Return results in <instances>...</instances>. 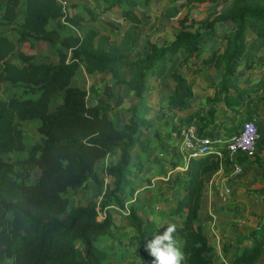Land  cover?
<instances>
[{
  "label": "trees",
  "instance_id": "trees-1",
  "mask_svg": "<svg viewBox=\"0 0 264 264\" xmlns=\"http://www.w3.org/2000/svg\"><path fill=\"white\" fill-rule=\"evenodd\" d=\"M94 1L103 6L102 14L119 10L122 21L130 22L120 43L106 47L108 37L86 27L97 20L89 9L85 18L68 16L55 0H0V26H17L19 43L56 46L58 56L57 63H35L33 54L20 50L15 63L10 56L16 44L0 32V84L24 91L23 96L0 99V155L25 152L21 122H36L42 136L24 160L11 163L0 159V264H112L115 253L111 255L108 250L114 247H101L104 238L116 243L133 239L142 247L136 257L138 264H154L143 246L153 235L163 234L170 223L160 228L144 219L140 201L131 200L135 193L133 176L143 174L150 163L146 151L151 143L141 134L142 129L149 128L148 117L153 112L147 93L165 76L176 55L183 53L179 65L191 76L179 70L170 72L174 87L161 113L171 115L170 132L174 134L178 125L173 120L192 108L196 80L206 66H212L215 73L202 89H212L213 94L205 99V105L197 107L199 114L192 113L198 134H203L213 124L224 125L218 120L224 112L237 115L241 99L256 98L264 89V56L258 64V79L246 85L233 81L240 66L253 69L242 57L250 36L264 40V0H231L223 10H217L220 0H168L169 7L184 4L187 8L178 20V31L163 45L148 41L149 51L132 61L125 55L131 51L141 24L136 13L141 4L138 0ZM202 6L210 11L199 17L192 13ZM60 20L66 22L68 33L51 27ZM210 39L217 42L207 44ZM81 70L88 76L108 72L114 85L134 97L136 102L125 109L126 123L116 125L110 116L112 106L96 89L73 85ZM89 94L93 104L87 101ZM168 140L167 145L175 143ZM109 155L117 158L105 169V176L111 179L106 183L95 167ZM235 162L248 168L253 164L244 157ZM184 166L187 175L178 179L184 194L170 213L180 220L175 224L174 238L184 254L182 264H212L213 248L196 222L205 177L218 172L221 162L209 152L188 159ZM178 167L176 163L174 169ZM259 168L264 183V165ZM36 170L39 176L31 181ZM90 182L100 200L70 209L69 193L87 189ZM116 212L123 215L120 225L112 216ZM100 214L103 218L98 220ZM247 241L231 264H258L264 254V219L252 229ZM117 264L137 263L119 259Z\"/></svg>",
  "mask_w": 264,
  "mask_h": 264
},
{
  "label": "rangeland",
  "instance_id": "rangeland-1",
  "mask_svg": "<svg viewBox=\"0 0 264 264\" xmlns=\"http://www.w3.org/2000/svg\"><path fill=\"white\" fill-rule=\"evenodd\" d=\"M224 1L220 2L217 10H223L227 6V4H223ZM67 2L66 13L68 16L77 14L86 18V10L89 9L94 12L97 20L92 24H86V27H92L99 34L107 36L106 47L112 43H120L125 29H127V24L124 25V21L121 20L119 10L113 9L110 13L103 15L101 13L103 6L94 0H67ZM149 3H151V0ZM153 3V13L144 16L135 33L132 49L125 55L128 61L143 57L149 51L148 41L156 42L159 45L170 42L178 31V20L187 11V8H183L181 5L168 8L166 0H154ZM143 6L145 8L146 4ZM209 11L208 7L202 6L197 10H193L192 13L199 17ZM1 12L2 7L0 6V15ZM138 12L142 15L141 11ZM65 26L66 22L60 20L53 23L51 27L61 33H68L69 31H65ZM0 32L16 44V51L10 56L11 61L17 63V53L21 50L33 54L35 63H57L56 46L39 42H32V46H29L28 43L17 42V26L1 25ZM72 32L74 31L72 30ZM263 56L264 40H257L250 36L242 61L249 62L250 65H253V69L248 70L240 66L234 78L238 80V77L245 72L247 79H251L249 83L258 79L260 76L258 64ZM181 58L182 54L176 55L174 64L169 66L165 76L154 84V88L147 93L148 102L152 106L153 112L148 117L149 128L147 130L142 129L141 134L142 138H147L145 142L151 143L148 147L149 150L146 151L150 157V163H145L146 168L143 174H136L131 181V186L135 191L131 200L137 198L140 201V212L146 213V215H142L143 218L154 221L160 228L164 223L178 224L180 222L178 217H172L170 213L174 209L177 200L184 194L183 187L178 179H182L187 175L184 166L185 160L180 158L181 153L179 150L165 148L167 139H171L173 136L170 132L173 125L171 124L172 120H170L171 115L165 117V114H161L163 113L162 107L166 104V98L173 89L174 82L170 77V72L179 70L183 71L186 76H191L190 71H185V68L179 65ZM212 72L215 71L212 70ZM209 75V73L205 75L200 83H209L211 80ZM73 85L86 90L94 88L104 95L113 108L110 116L118 127L128 121V114L125 113V109L135 103L136 100L133 96L127 94L122 86L114 85L108 72L88 76L81 70L74 79ZM198 86L194 88V91H197ZM23 95V89H14L7 83L0 84V99ZM196 95H198V92ZM87 101L89 104L94 103L92 94H89ZM241 103L245 110L240 111L232 118L236 125L242 123L241 118L248 109L253 108L254 112L264 111V89L258 97L241 99ZM181 120V118L176 117L173 122L177 124ZM218 120L221 119L218 118ZM164 122H166L165 126L162 125ZM223 124V126L220 125L221 127L217 125L219 132L229 134L228 123L226 124L223 121ZM37 126L36 122H21L20 127L24 135L25 152L1 154L0 159L11 163L24 160L27 152L42 141ZM258 132L259 139L264 142V129L259 128ZM177 134H180L179 138L168 141L180 143L182 132L180 131ZM116 158L117 155H109L95 167L99 177L104 178L106 183L110 182L111 179L105 176V169L112 165ZM255 158L257 157L254 156L252 159H248L253 164L249 165V169L248 166L243 165L244 171L240 175H232V166L229 167L223 163L220 169L221 172L216 177L214 175L212 179L205 180L201 209L196 223L200 225L208 239V244L213 248L212 264H231L232 257L240 251L242 244L248 243L247 237L252 229L264 219V183L260 178L259 168L260 165H264V159L255 162ZM176 163L179 167L174 169ZM38 176L39 171H34L31 181L36 180ZM69 199L70 209L85 206L88 201L100 200L97 189L91 182L87 189L70 192ZM112 216L115 223L120 225L123 215L116 212ZM101 218H103V214L98 216V220H101ZM102 240L101 247H110L111 245L114 247L108 250L111 255L115 253V256L111 258L112 264H117L119 259L139 263L136 257H138L137 253L142 250V247H138L133 239L125 238L120 243L112 242L111 239L107 238ZM258 264H264V254L259 259Z\"/></svg>",
  "mask_w": 264,
  "mask_h": 264
},
{
  "label": "built area",
  "instance_id": "built-area-1",
  "mask_svg": "<svg viewBox=\"0 0 264 264\" xmlns=\"http://www.w3.org/2000/svg\"><path fill=\"white\" fill-rule=\"evenodd\" d=\"M66 11V0H55ZM259 137L257 123L250 118L242 121L236 131L230 133H203L198 134L197 127L192 124L182 131V141L178 144L179 151L184 155V160L197 158L213 152L221 162V168L226 161L232 163V175H240L244 168L236 164L235 159L244 157L252 159L256 155V141Z\"/></svg>",
  "mask_w": 264,
  "mask_h": 264
},
{
  "label": "crops",
  "instance_id": "crops-1",
  "mask_svg": "<svg viewBox=\"0 0 264 264\" xmlns=\"http://www.w3.org/2000/svg\"><path fill=\"white\" fill-rule=\"evenodd\" d=\"M67 1V0H66ZM140 1V0H139ZM222 0H220V2H221ZM231 0H225L224 2H223V4L225 3V4H228L229 2H230ZM149 2H150V0H149ZM154 2V0H151V3H148V4H146V6H145V8H143L144 6L143 5H145V2H144V0H141V2L139 3V4H141V7H140V10L139 11H141V13H142V15H140V13L137 11L136 13H137V15L139 16V18H140V20L142 21L143 19H144V16H146V15H148V14H151V13H153V3ZM68 3V2H67ZM166 3H167V5H168V0H166ZM149 5V6H148ZM181 6H183V8L185 7L184 6V4H181ZM168 8H170L169 6H168ZM115 10V9H114ZM111 11V10H110ZM110 11H107V12H105L103 15H105V14H108V13H110ZM67 12V11H66ZM160 12V11H159ZM122 20V19H121ZM124 23V25H126L127 24V27L130 25V22L129 21H124L123 22ZM126 30V29H125ZM250 38V37H249ZM134 39H135V37H134ZM134 39H133V41H134ZM133 41H132V45H133ZM217 41L215 40V39H210V40H208L207 41V44H211V43H216ZM180 54H182L183 55V53H180ZM175 62V61H174ZM174 64V63H173ZM212 70L214 71V69H213V67L212 66H206L205 67V70L203 71V74H202V76H200V77H198L197 78V85H199L198 86V89H197V91H194V88L195 87H197V85L193 88V100H192V108L188 111V112H186V113H180L177 117H179V118H181L182 120L181 121H179L177 124H175V125H178V128H177V130L174 132V134H173V136L171 137V139L169 138V140H175L176 138H179L180 137V134H177V133H180V131L182 132L186 127H188L189 125H192V124H194L196 127H197V125H198V123H197V121L192 117V113L194 112V113H197V114H199V111H197L196 109H197V107L198 106H201V105H205V99L208 97V96H211L212 94H213V90L212 89H207V90H203L202 88L203 87H205L208 83H200L201 81H202V79H204L203 77L205 76V75H207L208 73L210 74L209 75V77H211V79H212V76H213V74L215 73V72H212ZM236 74V73H235ZM234 74V75H235ZM237 80V78H234V76H233V81L235 82V83H238V84H241V85H246V84H249V82L251 81V79H247V77H246V73L244 72V73H242L241 75H240V77H238V80ZM211 81V80H210ZM174 82V81H173ZM210 83V82H209ZM6 84V83H5ZM173 87H174V84H173ZM197 92H198V95H196L197 94ZM242 104V103H241ZM219 109H220V111H222L223 112V108H222V106H220L219 107ZM245 110V108H243L242 106H241V111H244ZM255 113H256V115H255ZM236 115H234V114H232V113H230V112H224L223 114H221L220 116H219V118L222 120V122L223 121H225L226 122V124L228 123V125H229V130H228V132H230V131H234V130H238V128L240 127V124L239 125H236L235 124V122L233 121V117H235ZM263 117H264V111H256V112H254L253 111V108H250V109H248L246 112H245V114H244V116L241 118L243 121L244 120H247V119H249V118H253V119H255V121H256V123H257V127H258V129L260 128H262V130L264 129V120H263ZM238 123H239V121H238ZM237 123V124H238ZM219 127H221V126H219ZM219 127L218 126H216V125H212V126H210L209 128H207L206 130H205V132L204 133H209V134H212V133H220L219 132ZM220 134H222V133H220ZM181 136H182V134H181ZM172 142V141H171ZM178 144L179 143H177V141H175V143L174 144H172V143H168V145H167V147H168V149H171V148H173V149H175V150H179L178 149ZM261 149V150H260ZM180 152V151H179ZM181 153V152H180ZM257 158H259V159H264V142H263V140H260L259 139V137H258V139H257V141H256V155H255ZM180 158H182L183 160H184V155L181 153V157ZM225 164L227 165V166H229V167H231V165H232V163L230 162V161H226L225 162ZM249 169V168H248ZM221 171L219 170L218 172H216L215 174H212V175H208V176H206L205 177V180L206 179H212L213 177H214V175H215V177H216V175L217 174H219Z\"/></svg>",
  "mask_w": 264,
  "mask_h": 264
},
{
  "label": "clouds",
  "instance_id": "clouds-1",
  "mask_svg": "<svg viewBox=\"0 0 264 264\" xmlns=\"http://www.w3.org/2000/svg\"><path fill=\"white\" fill-rule=\"evenodd\" d=\"M175 224H168L163 234H155L147 243L146 250L154 258V264H182L184 254L174 238Z\"/></svg>",
  "mask_w": 264,
  "mask_h": 264
}]
</instances>
